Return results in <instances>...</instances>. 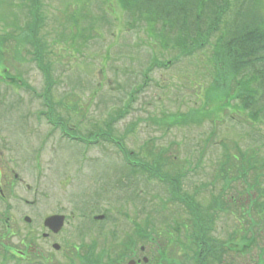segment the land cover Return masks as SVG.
Wrapping results in <instances>:
<instances>
[{
	"label": "rangeland",
	"instance_id": "374dc122",
	"mask_svg": "<svg viewBox=\"0 0 264 264\" xmlns=\"http://www.w3.org/2000/svg\"><path fill=\"white\" fill-rule=\"evenodd\" d=\"M12 1L18 0H0V13L5 11ZM44 2V13L47 16V21L41 31V41L48 45L52 38L60 37L58 39H61L66 37L63 34L65 32L63 28L73 19L69 18L72 13L67 15V18L60 15L67 14L71 10L80 12L81 6L87 3V0H65L64 4L60 0H44ZM93 4H95L92 8L93 13L95 11L96 18L99 19L104 15L99 9L101 5L98 3ZM16 12L18 18L14 19L16 16L13 12L9 15L10 20L23 26L26 11L16 10ZM57 13L60 15H57ZM2 14L6 16L5 12ZM81 15L82 11L79 16ZM110 18L112 23L105 24L102 29L92 31L89 40L85 44L79 46L72 44L70 41L71 44L66 45L67 41L63 39L66 42L57 41V47L53 43L51 48L50 59L52 62L57 61V64L55 63L56 71H54L55 78L58 80L55 94L57 99L62 100L61 105L65 107L60 109L67 117H72L74 112L78 111L73 120L74 124L81 126L78 131L86 133L94 130L97 125L107 126V122L110 120L109 117L113 118L118 112L123 111L130 99L134 98L128 112L120 117L114 125L115 133L123 135L122 140L128 149L140 152V148L143 146L141 153L145 152L147 162H153V160L148 157L146 150L155 147V145L166 147L172 156L176 153L181 158L179 160L182 169L189 171L183 178V189L191 192L201 189L203 200L206 197L207 199L210 198L211 189L213 193L218 192L220 189L222 180L219 178V171L225 153L224 148L234 155L239 147L249 150V145L252 144L258 147L260 157H264V129L261 131L239 123V119L245 118V116L237 110L229 112L225 109L220 112V117L225 118L223 125L206 121L165 128L161 120L167 114L186 112L187 115V112L198 106V103H196L198 88L194 86L196 82L206 88L213 85L212 66L208 60L210 51L206 50L205 59L196 55L183 60L179 64L171 65L175 66L173 68L156 65L147 73V78H145L146 69L151 64L154 56L152 51L158 54L160 58L159 52L161 50L159 47L150 46L148 44L149 40L143 32L118 31L120 28H118V19L121 20V14L117 20L114 19V16H110ZM90 22L93 28L95 16L86 21L87 31ZM24 35L20 33L17 40H22ZM65 45L66 47H64ZM3 46L0 45L1 49ZM57 48L67 52L64 57L59 58ZM31 49L32 47L23 42L17 50H14L11 59H9V54H11L9 50L6 54L0 52V69L8 66L14 67L11 69L12 73L21 72L26 74L34 89L40 92L42 91L43 81L41 73L32 65L34 62L22 61V57L26 59L30 57ZM3 88L4 84L0 83V89ZM67 92H69L68 97L72 103L67 102L68 98L65 97ZM75 95L80 100V109L77 110L74 109L73 105ZM202 99L205 103L207 96L204 95ZM8 100V104L12 106L11 97ZM19 100L21 102L16 100L14 104L17 111L26 112L28 109L30 111L42 109V106H38L37 100L33 98L32 90L29 93H24ZM6 104L0 103V111L9 110ZM215 111V109L204 108L201 113L211 115ZM20 112L16 114H21ZM228 116L230 118L226 119ZM131 124H134L135 127L132 125V131L128 132V126ZM36 130L37 132L34 135V132L25 128V125H20L12 131L13 144L19 150H25L28 147L33 148V142L36 145L38 142L47 145L48 148L44 149L46 153L44 158H58V166L52 172V177L55 172H60L58 167L63 164L67 166H62V171L74 172L75 180L70 188V193L78 195L83 210L93 206L94 201L100 194L112 192L114 188L118 189L122 180H120L119 175H116L117 173L112 169L111 162L108 161H120L121 158L117 147L113 143L98 142L97 144L91 145L90 143L89 146H84L82 143L76 144L72 140L60 136L61 133L58 131L50 133L49 129L47 130L43 126ZM245 130L256 133L252 137H245L244 143H241L242 140L240 143L225 141L228 132L236 131L239 133ZM6 153L9 155L8 152ZM37 153L38 150L34 149L26 153L29 158L26 167L33 165L32 162ZM9 156V166L15 167V158ZM173 160H171V163L174 162ZM81 162L84 163L81 167L82 171L76 168ZM115 167L119 168L121 165ZM120 171L122 170L118 172ZM55 189L59 190V186L56 185ZM138 190L139 188H136V193ZM145 191L144 216L151 227L154 224H163L165 221H167V224L171 221L174 222L175 217H186V212L181 206L167 199L168 194L159 181L155 179L145 180ZM164 201L170 203L166 208L162 207ZM247 201L244 196L243 202L247 203ZM116 202L118 203L115 204V209L119 203L120 206H123L121 202ZM152 207L154 208L152 209ZM122 221L126 222L123 216ZM89 225V223L83 222L80 229L89 232ZM68 233L69 231L65 233L66 237ZM58 238L59 236L55 239L58 240ZM92 244L101 243L94 241ZM37 247L45 253H56L49 246V242L44 244L41 240H38ZM104 254L105 250H101L100 255Z\"/></svg>",
	"mask_w": 264,
	"mask_h": 264
},
{
	"label": "trees",
	"instance_id": "16d2710c",
	"mask_svg": "<svg viewBox=\"0 0 264 264\" xmlns=\"http://www.w3.org/2000/svg\"><path fill=\"white\" fill-rule=\"evenodd\" d=\"M127 3L147 20L149 29L161 34L160 42L165 46L173 44L190 54L212 44L218 88L232 84L233 96L237 95L244 109L252 108L254 119L264 114V17L260 15L259 20L255 13H259L256 0H127ZM235 5L236 15L227 18Z\"/></svg>",
	"mask_w": 264,
	"mask_h": 264
},
{
	"label": "flooded vegetation",
	"instance_id": "af4514ba",
	"mask_svg": "<svg viewBox=\"0 0 264 264\" xmlns=\"http://www.w3.org/2000/svg\"><path fill=\"white\" fill-rule=\"evenodd\" d=\"M32 250H35V246L31 248ZM135 264H138V262H136Z\"/></svg>",
	"mask_w": 264,
	"mask_h": 264
}]
</instances>
